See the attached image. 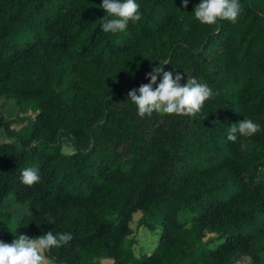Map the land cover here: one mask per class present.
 Here are the masks:
<instances>
[{"label":"trees","instance_id":"1","mask_svg":"<svg viewBox=\"0 0 264 264\" xmlns=\"http://www.w3.org/2000/svg\"><path fill=\"white\" fill-rule=\"evenodd\" d=\"M102 2L0 0V207L27 206L20 218L0 210V240L71 233L52 264H264V0H239L236 23L212 25L195 18L201 0H136L141 20L115 34L100 28ZM159 61L212 90L200 113L138 115L128 93ZM10 102L37 103L18 118L25 131ZM244 118L260 130L228 141ZM26 167L39 169L34 186L20 181ZM138 212L161 236L136 260Z\"/></svg>","mask_w":264,"mask_h":264},{"label":"clouds","instance_id":"2","mask_svg":"<svg viewBox=\"0 0 264 264\" xmlns=\"http://www.w3.org/2000/svg\"><path fill=\"white\" fill-rule=\"evenodd\" d=\"M188 2L189 0H183L185 8ZM100 7L107 13L100 25L104 33L125 31L129 22L136 23L142 18L140 5L136 0H103ZM240 13L239 0H201L194 8L195 18L206 25L215 24L218 20L236 23ZM166 65L167 63L160 62L159 66H154L147 73L146 78L150 82L141 84L128 93V99L136 106L138 115L144 118L151 117L153 113L182 116L200 113L205 102L212 97V90L194 77H188L187 83L182 85L183 75L177 73L173 76V72L165 70ZM161 74L162 79H159ZM259 130L260 125L244 118L228 127L227 139L235 143L239 137H251ZM40 179L37 168L26 167L20 170V181L25 186H34ZM55 223V219L48 216V224ZM12 233L15 235L16 232ZM72 239L71 233H54L50 230L35 238L18 235L11 243L0 240V264H48L46 254L53 248L68 244Z\"/></svg>","mask_w":264,"mask_h":264},{"label":"rangeland","instance_id":"3","mask_svg":"<svg viewBox=\"0 0 264 264\" xmlns=\"http://www.w3.org/2000/svg\"><path fill=\"white\" fill-rule=\"evenodd\" d=\"M1 104V101H0ZM5 114L8 119L13 121L12 128L17 131H25L28 127V123L26 121L18 120V118H34L38 113L37 103H29L24 107L23 112H20L14 102H10L4 106ZM6 141V137L4 136L2 130L0 129V142ZM41 149L48 151L47 148L40 146ZM63 152L65 154H70L73 152L72 146L69 142L64 144ZM0 210L10 211L16 218H20L23 214L27 212V206H20L14 202L13 197L11 196L3 206L0 207ZM184 220H188L186 218V213H183ZM142 218V213L138 212L134 215V219L131 223V229L133 234L131 236L132 239L136 240V244L134 246V256L135 259L138 260L145 255H150L154 252L156 247L159 244L160 236H161V228L158 227L156 230H150L145 227L139 226V221ZM48 264H52L49 259H47ZM102 264H113L111 260H104ZM237 264H250L249 259L246 257H239L237 260Z\"/></svg>","mask_w":264,"mask_h":264}]
</instances>
